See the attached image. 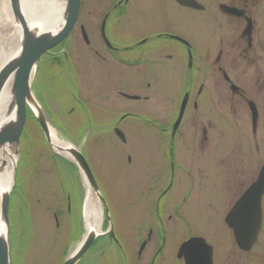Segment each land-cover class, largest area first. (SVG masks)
Here are the masks:
<instances>
[{
    "label": "flooded vegetation",
    "instance_id": "obj_1",
    "mask_svg": "<svg viewBox=\"0 0 264 264\" xmlns=\"http://www.w3.org/2000/svg\"><path fill=\"white\" fill-rule=\"evenodd\" d=\"M85 8L88 19L79 28L88 34L90 72L137 78V93L128 92L136 99L120 91L137 104L104 110L99 120L135 125L139 132L130 183L136 197L125 204L137 207L135 223L128 220L122 231L114 225L112 233L106 221L90 245L88 264H115L111 257L116 264H140L128 261L133 237L127 228L133 226L141 264H188L178 253L193 237L202 241L188 248L190 264H253L259 239L264 251V191L262 227L249 248L236 239L239 217H232L233 225L227 218L259 174L254 157L264 143V0H81L76 25ZM62 56L70 65L65 50ZM249 101L258 111L255 123ZM240 106L249 110L241 123ZM193 251H200V263L191 262Z\"/></svg>",
    "mask_w": 264,
    "mask_h": 264
},
{
    "label": "rangeland",
    "instance_id": "obj_2",
    "mask_svg": "<svg viewBox=\"0 0 264 264\" xmlns=\"http://www.w3.org/2000/svg\"><path fill=\"white\" fill-rule=\"evenodd\" d=\"M87 19L85 8L77 25L65 40L64 47L41 58L32 89L45 109L51 126L59 135L85 152L107 202L108 220L122 231L126 229L128 220L133 224L136 220L137 207L132 206L128 211L125 204L133 202L136 197V189L130 183L135 178L136 136L139 132L135 125L118 124L127 138V143H124L114 132V121L106 124L99 117L104 115V110H123L127 105L137 104L120 96V91L137 93V78L126 75L113 78L104 75L105 72H97L95 75L90 72L87 47L79 28V23ZM12 20L14 24L17 22L14 18ZM64 50L69 55L67 61L70 65L64 61L56 62L57 59H63ZM77 50H80L79 55ZM100 66L99 69H104L102 64ZM72 93L86 102V108L89 99H95V104L92 103L90 107L99 115L98 120L90 119L87 112L82 111L83 108L73 99ZM77 106L79 109L75 112ZM246 112L249 113V110L239 107L240 123L247 119ZM29 113L21 142L15 151V184L9 208L11 264H61L73 253L77 240L85 232L83 206L87 191L86 179L79 167L59 155L46 142L40 124L31 110ZM261 132L264 133V129ZM254 159L257 176L264 164V143L256 150ZM98 203L101 206L99 201ZM105 222L103 214L102 229ZM133 227L127 228L131 230L129 236L133 237L128 261L139 260L141 264ZM262 235L264 241V230ZM183 239L181 237L179 241ZM261 246L262 239H259L253 264H264ZM92 255L93 249L90 248L80 264H88ZM231 258L233 260L232 256ZM110 260L109 262L116 264L115 258L111 257Z\"/></svg>",
    "mask_w": 264,
    "mask_h": 264
},
{
    "label": "water",
    "instance_id": "obj_3",
    "mask_svg": "<svg viewBox=\"0 0 264 264\" xmlns=\"http://www.w3.org/2000/svg\"><path fill=\"white\" fill-rule=\"evenodd\" d=\"M65 20L63 25L56 32L44 31L41 33L34 32L27 24L26 18L22 12L21 0H10L12 14L16 21L22 25V44L18 55L12 57L0 70V95L9 80L12 77V92L14 95V102L16 105V117L13 121L6 123L0 128V146L6 143H15L17 146L21 142V135L26 123L28 108H30L36 119L38 120L44 136L51 145V129L48 117L41 107L38 113L34 112L30 106V102L35 101V95L32 90V83L35 75L37 65L40 58L44 53L61 43L71 32L80 9L81 0H65ZM86 38V34L84 33ZM37 101V100H36ZM38 102V101H37ZM185 102L183 103L181 114L177 123L180 121ZM250 108L253 112L254 123L258 119V112L253 101H249ZM118 136L125 141L123 131L116 128ZM52 146V145H51ZM71 160L76 163L83 171L89 186L95 191L100 203L103 205L108 219H110L108 212V205L103 197L100 188L96 182L94 174L89 166V163L80 149L73 146L69 149ZM264 190V166L262 167L259 178L251 186L249 190L242 196L240 201L236 204L235 208L228 217L229 223L233 225L232 217L238 216L239 220L236 221V237L241 247L249 248L251 242L257 237L258 231L262 223V206L261 195ZM12 189L6 193L2 198L1 212L7 224L6 237L0 235V264H11V249L9 241V206L10 194ZM110 230L112 231V223ZM113 232V231H112ZM100 233L90 232L85 237L79 248L68 257L62 264H76L83 255L87 252L95 237ZM199 238H192L182 244L179 250V256H185L188 264V247L197 246ZM191 262L200 263V251L190 252Z\"/></svg>",
    "mask_w": 264,
    "mask_h": 264
},
{
    "label": "bare ground",
    "instance_id": "obj_4",
    "mask_svg": "<svg viewBox=\"0 0 264 264\" xmlns=\"http://www.w3.org/2000/svg\"><path fill=\"white\" fill-rule=\"evenodd\" d=\"M22 12L29 27L36 33L44 31L56 32L65 20V0H21ZM14 15L9 0H0V70L12 57L19 54L22 44V25L12 20ZM15 19V18H14ZM5 31V33L3 32ZM12 77L5 84L0 95V128L16 117V105L12 92ZM34 112L41 109L36 101L30 102ZM50 125L51 145L54 150L71 160L69 149L74 146L72 142L57 133ZM17 145L6 143L0 146V235L6 237L7 224L1 212L3 196L14 185V168L17 162L15 153ZM86 197L84 200V226L86 233L100 232L103 222L102 208L98 203L95 191L86 181Z\"/></svg>",
    "mask_w": 264,
    "mask_h": 264
},
{
    "label": "trees",
    "instance_id": "obj_5",
    "mask_svg": "<svg viewBox=\"0 0 264 264\" xmlns=\"http://www.w3.org/2000/svg\"><path fill=\"white\" fill-rule=\"evenodd\" d=\"M56 156H58V155H56Z\"/></svg>",
    "mask_w": 264,
    "mask_h": 264
}]
</instances>
